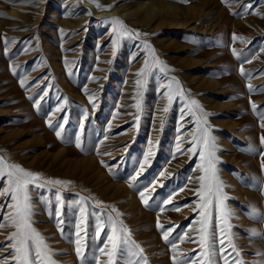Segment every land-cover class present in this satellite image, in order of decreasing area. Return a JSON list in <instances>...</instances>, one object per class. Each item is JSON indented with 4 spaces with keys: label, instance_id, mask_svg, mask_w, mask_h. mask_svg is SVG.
<instances>
[{
    "label": "rangeland",
    "instance_id": "374dc122",
    "mask_svg": "<svg viewBox=\"0 0 264 264\" xmlns=\"http://www.w3.org/2000/svg\"><path fill=\"white\" fill-rule=\"evenodd\" d=\"M197 118L228 197L240 253L230 264H264V0H0V157L40 174L31 220L55 264H108L109 214L142 249L113 264H193L204 175L199 151H188ZM8 187L0 175V264L15 255ZM216 216L213 208L214 259L224 264Z\"/></svg>",
    "mask_w": 264,
    "mask_h": 264
},
{
    "label": "snow or ice",
    "instance_id": "6c2138e0",
    "mask_svg": "<svg viewBox=\"0 0 264 264\" xmlns=\"http://www.w3.org/2000/svg\"><path fill=\"white\" fill-rule=\"evenodd\" d=\"M114 22L117 24H121L118 19L114 18ZM234 39L238 37L233 36ZM115 43V41H114ZM147 47V45H146ZM235 54V50H234ZM161 61H156L155 64H149V62H145V66L140 70L138 75L144 74L146 71H150L152 67H155L156 64H162ZM164 67L160 68V71L163 72ZM241 73L244 74V70L241 69ZM23 81L21 82L23 86ZM138 85L141 83L140 80L136 82ZM251 90L252 86L249 85ZM169 90L171 91V85H169ZM168 96L169 103H171L173 96L169 94V92L165 93ZM181 98L183 99V93H180ZM39 104V102H37ZM191 104L197 106V102L195 100L191 101ZM139 108V104L135 105ZM253 108H256V105L253 104ZM165 112L168 111V108L164 109ZM194 116L195 113H192ZM197 132L192 135V148L188 149L190 152L199 151V155L201 158L200 170L204 172L200 180V188L196 190L195 195L200 198V203L196 205V208L193 211L199 210V219L196 221L200 225L199 229H191L193 231H198L200 234L196 238L194 242H198L199 244V253L193 260V264H196V260H200L201 264H215V252H214V236L210 231V222L213 215V208L217 213L216 219L219 222L220 226V258L223 259L224 264H230V257L234 252L238 257L240 253L236 251V246L232 242V234L231 228L233 227L229 223V218L231 216L230 211L227 208L225 201L228 197L223 192V183L219 180L216 170V160L215 152L212 150L214 148V144L211 142L210 138L207 135V131L203 130V136L200 135L199 124L200 121L197 118ZM51 126V121L49 122ZM264 127V125H261ZM57 136L60 137L61 133L57 131ZM203 139V147H200V140ZM262 143H264V137H261ZM77 147H80L79 137L77 138ZM149 153L145 154V159L147 160V156ZM101 163H104L103 161ZM264 167V164H262ZM143 169H141L142 171ZM7 175L9 187L5 190V195H10L12 204L8 205L11 211L8 213L4 219L10 221L9 226L14 227L15 231L12 232L8 240L10 241V248L15 253L12 256V264H55V261L51 259V250L49 246L46 244L44 237L32 226L31 217L33 215L32 206L30 203L29 197V186L36 185L39 187H43V184L37 185V181L41 179L39 173H34L28 170H25L18 164H8L3 157H0V175ZM140 173H137L139 176ZM132 180L135 181L136 177H132ZM45 183L47 184H60L62 183L59 180H48ZM130 186H134L131 185ZM140 197L142 202L147 206L149 201L145 198V193L140 192ZM171 201H165V204H169ZM179 211V208L176 209ZM113 211H116L113 208ZM85 209L81 208V214L83 215ZM57 215L59 216V210L57 211ZM119 215V213H118ZM109 222L111 224V233L108 235V243L111 244V249L102 248L100 249L101 253L106 254L108 259V264H113V259L124 252H130L132 255H139L142 252V249H139V246L135 244L134 241L131 240L130 230L123 225L122 221L114 220L112 216L109 214ZM3 227V225H0ZM79 227V225H78ZM158 230L162 231L163 239L166 242H171L170 233L172 229L164 230V225L159 223V219L157 221ZM99 236V233H97ZM225 238H227V244L232 249V252H228L225 248ZM186 236H180L179 240L181 242L185 241ZM77 254L82 255L80 240L77 239ZM138 250V251H137ZM172 251H177V246L175 243L172 244ZM183 259L184 264H188V260L183 257L173 256V264H179V260ZM146 264V258H144ZM7 264V262H6ZM100 264V262H97ZM133 264H138V262H133ZM236 264H245L242 260H237Z\"/></svg>",
    "mask_w": 264,
    "mask_h": 264
}]
</instances>
